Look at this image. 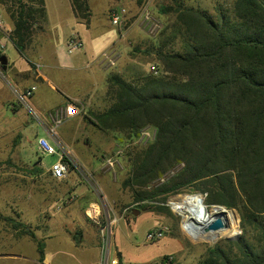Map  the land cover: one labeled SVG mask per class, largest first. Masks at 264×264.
<instances>
[{
	"label": "trees",
	"instance_id": "16d2710c",
	"mask_svg": "<svg viewBox=\"0 0 264 264\" xmlns=\"http://www.w3.org/2000/svg\"><path fill=\"white\" fill-rule=\"evenodd\" d=\"M70 2L75 17L88 23V0ZM0 8L13 23L11 42L25 55L47 20L45 0H0ZM162 12L174 20L169 41L155 49L158 74L136 85L110 77L115 103L89 120L130 138L156 129L153 143L128 154L124 186L140 208L191 191L206 206L238 212L239 238L209 248L200 264H264V0H234L217 18L177 0ZM178 39L181 50H167ZM177 166L178 173L147 190ZM37 250L42 262L40 241Z\"/></svg>",
	"mask_w": 264,
	"mask_h": 264
},
{
	"label": "rangeland",
	"instance_id": "374dc122",
	"mask_svg": "<svg viewBox=\"0 0 264 264\" xmlns=\"http://www.w3.org/2000/svg\"><path fill=\"white\" fill-rule=\"evenodd\" d=\"M114 1L120 5L111 7L108 14L109 20L113 12L125 10L129 17L125 29H135L137 33L142 34L143 41L140 44L142 46L138 43L131 45L130 58L125 62V73L122 77L129 83L140 84L147 75L153 74L151 66L158 67L155 49L162 42L169 41L170 32L167 31V27L169 28L174 19L173 16L164 14L162 10L171 7L174 0ZM177 1L183 2L188 7L207 11L214 18H217L219 8L228 11L234 2V0ZM88 2L94 21L101 19L108 5L111 4V0H88ZM56 7L59 8L58 3ZM145 8L161 24L160 30L155 34L149 33L140 25L139 18ZM0 10L6 16L1 8ZM110 24L109 33H116L115 29L118 28L112 25L111 20ZM56 31L60 34L65 32L63 28ZM181 45L178 39L173 45L167 46V50L179 51ZM143 47H145L144 50H141ZM7 51L9 58L15 54L11 45ZM5 79L6 77L0 79L1 85L7 87L11 93H15L13 101L9 103L11 108L7 105L11 114H8L10 118L6 122L9 121L17 132L0 133V216L2 220L15 219L29 228L32 233L44 232L50 226L49 233L53 236L52 240L56 239L54 235L59 231L65 230L70 245L67 247V235L64 232L61 233L63 246H59L58 252L54 253L55 264H88L82 252L83 254L96 252L97 259L90 264H99L100 229L87 215L89 207L94 204L101 206L102 216H104V208L111 213L113 219L119 220L114 229V243L124 264H200L209 248L222 243L228 237L237 239L241 235L240 218L236 210H227L230 215L223 218L227 229L210 233L209 238L196 239L192 234L184 232L182 217L180 213L172 209L170 202L175 198L186 196H200L205 199L200 193L184 191L169 197L164 203H140L148 204L147 208H140L131 190L124 186L131 171L128 154L145 148L151 143L138 144L139 136L130 138L127 133L102 131L90 124L91 114L89 113L88 119L84 120V123L86 122L84 127H75L70 133H68V130L72 129L70 126L64 130L61 129V133L56 130V134H60L62 139H65L62 141L57 138L67 149L68 154L65 159L70 164V173L64 180L54 181L50 177L49 169L58 160V155L42 154L39 151L38 140L31 134L37 131L38 136H41L42 130L31 125L26 127L27 130L25 129L23 133L24 125L32 120L30 115L36 121L41 116L38 118L28 104L26 106L20 96L22 93L17 95L15 85ZM111 85L110 82L109 86L101 83L94 91L99 98H102L100 109L94 113H103L114 105L115 92L111 90ZM62 88L72 96L77 94V91L89 89V86L71 74L63 80ZM39 95L42 98L47 97L44 89L39 92ZM26 102L28 103V100ZM0 105H3L1 101ZM50 123L52 124L51 121ZM51 144L54 146L53 142ZM118 150L122 151L119 164L114 169L106 167L105 159ZM35 168L40 169L38 173ZM181 168L182 166L175 167L162 179L147 187V190L159 187ZM51 202L49 209L44 210V205ZM157 205L166 208L159 210L156 209ZM205 207L210 219L219 214L215 212L216 207L206 205ZM162 226L168 227L169 232L162 239L147 243L148 231ZM49 233L46 231L45 235ZM22 244L30 249L26 242ZM36 255V252L26 250L24 256L32 259ZM166 257L168 260H165ZM18 264H23L22 260Z\"/></svg>",
	"mask_w": 264,
	"mask_h": 264
},
{
	"label": "crops",
	"instance_id": "0c3cea01",
	"mask_svg": "<svg viewBox=\"0 0 264 264\" xmlns=\"http://www.w3.org/2000/svg\"><path fill=\"white\" fill-rule=\"evenodd\" d=\"M57 3L59 8L56 7ZM117 5L120 4L111 0V4L108 5L101 19L94 21L92 16L88 23H84L75 17L70 0H45L47 20L42 30L36 33L33 41L26 49L25 55H22L15 48L11 40L8 41L0 33V41L7 43V48L3 55L8 61L7 70L4 72L6 79L15 85L18 91L17 95L19 93L23 94L32 86H36L35 92L27 99L28 103L26 102L25 104L26 106L28 104L33 113L38 115V118L41 117L36 121L29 111L32 120L27 125H24L23 133H25V129L27 130L29 126H36L43 132L41 136H38L37 131H35V134L31 133L36 140L47 138L51 142H54L55 138L50 133L52 127L50 123L51 113L66 109L69 103H76L81 109L85 110V113L68 118L57 128L61 133V129L64 130L67 126H70L72 128L68 130V133H70L75 127H84L86 123H84V120L88 119V113H94L100 109L102 98H99L94 91H96V88L101 83L108 84L109 86L110 77H123L125 62L130 58L131 45L134 43L140 45L143 41L142 34L137 33L135 29H115L116 33H109L110 20L108 14L111 7ZM0 14H2L1 10ZM3 18L7 31L10 34L13 30V23L4 15ZM62 28L65 30L63 34L56 31ZM73 34H78L83 39L84 49L73 55H69L66 46ZM10 45L15 50V54L11 58L7 55ZM144 48L141 50H144ZM111 49L117 51L119 60L115 68L104 70L100 67L98 59L105 51ZM143 52L145 53V51ZM71 74L86 83L89 89H84L81 92L77 91V94L72 96L68 94L62 88V84L66 76ZM0 79L3 78L0 76ZM42 89L46 92L47 97H40L39 92ZM14 95V92L11 93L0 82V101L3 104L0 105V133L17 132V129L10 125L9 121L6 122L10 118L8 114H11V110H8L7 107L13 101ZM57 138L65 141L58 133ZM37 169L40 170L39 168H35V171ZM50 177L54 181H57L51 175ZM51 204L52 202L46 206L44 205L43 209L48 210ZM3 220L0 216V264H18L21 260L23 264H55L54 253L58 252L59 246H63L61 233L64 232L67 235L65 230L63 232L62 230L59 231L54 235L56 239L52 240L53 236L49 233L50 226L44 232L37 231L36 233L30 232L29 228H27V231L33 234L34 237H32L29 234L23 233L22 229L18 227L20 222L15 219H6L5 221L9 224ZM46 231L49 234L45 235ZM37 241L42 242L45 246V256L42 262L39 261L40 255L37 250ZM24 242L27 243V247H30V249L23 246L22 243ZM66 245L67 247L70 245L68 243V235ZM26 250L34 251L37 255L32 259H28L24 256ZM81 254L86 256L84 260L88 264L97 259L96 252L89 254H83L82 252Z\"/></svg>",
	"mask_w": 264,
	"mask_h": 264
},
{
	"label": "built area",
	"instance_id": "2783aa9c",
	"mask_svg": "<svg viewBox=\"0 0 264 264\" xmlns=\"http://www.w3.org/2000/svg\"><path fill=\"white\" fill-rule=\"evenodd\" d=\"M113 26L117 27L119 30L125 28L129 17L125 10H119L113 12L110 17ZM140 25L144 30L151 34H155L161 28V24L158 20L154 19L151 12L145 8L139 18ZM0 33H2L5 38L10 41V34L7 31L5 20L3 15L0 14ZM7 48V43L0 41V58L4 55ZM67 53L73 55L84 49V41L78 34H73L67 42ZM119 60V54L116 50L105 51L98 59L100 67L104 70H110L116 67ZM151 71L153 74H158V69L156 66H151ZM0 76L5 78L4 72L0 67ZM36 90V86H32L27 89L23 94H21V99L24 103L30 98ZM85 113L84 109H81L75 103H69L66 109L60 110L55 113H51L50 120L53 126L50 129L51 135L55 138L54 147L51 141L47 138H40L38 140L39 151L44 155L54 156L58 155V160L49 169L50 175L57 181H62L66 179L67 175L70 173V164L66 161L65 156L68 154L65 146L58 141L56 130L60 127L68 118L75 117ZM156 129L153 127H147L141 130L139 134L138 144L146 145L148 143H153L156 139ZM128 146V145H127ZM122 158V151L118 150L114 155L107 157L104 161L105 166L114 169L116 165L119 164V160ZM101 206L99 204L91 205L87 211L88 217L98 225L100 229L101 242H100V256L99 264H124L114 243V229L117 226L119 220L113 219L111 213L103 208L104 216L101 215ZM213 219V218H212ZM169 232L168 227H155L148 231L146 241L147 243H152L156 240L162 239Z\"/></svg>",
	"mask_w": 264,
	"mask_h": 264
},
{
	"label": "bare ground",
	"instance_id": "6f19581e",
	"mask_svg": "<svg viewBox=\"0 0 264 264\" xmlns=\"http://www.w3.org/2000/svg\"><path fill=\"white\" fill-rule=\"evenodd\" d=\"M204 204V199L200 196L175 198L170 202L172 209L182 217L184 232L192 234L196 239L209 238L210 234L203 231V226L211 220ZM215 212H219L223 218L230 215L225 209L216 208Z\"/></svg>",
	"mask_w": 264,
	"mask_h": 264
},
{
	"label": "water",
	"instance_id": "95a60500",
	"mask_svg": "<svg viewBox=\"0 0 264 264\" xmlns=\"http://www.w3.org/2000/svg\"><path fill=\"white\" fill-rule=\"evenodd\" d=\"M7 63H8L7 58L5 56H2L0 58V67L3 72L7 70ZM216 208L225 209L227 211V209L223 207H216ZM136 214L137 213L135 212V215ZM222 216L223 215L217 214L215 218L211 219L206 225L203 226V231L205 233H218L220 231L226 230L227 225L225 221L223 220ZM227 239L236 240L234 237H228Z\"/></svg>",
	"mask_w": 264,
	"mask_h": 264
}]
</instances>
